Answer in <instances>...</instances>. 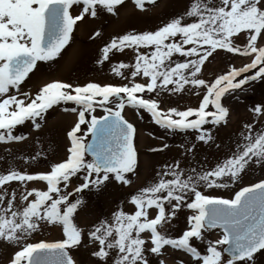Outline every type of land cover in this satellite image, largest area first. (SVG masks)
<instances>
[{"label":"snow or ice","instance_id":"6c2138e0","mask_svg":"<svg viewBox=\"0 0 264 264\" xmlns=\"http://www.w3.org/2000/svg\"><path fill=\"white\" fill-rule=\"evenodd\" d=\"M133 3L141 11L159 7L157 0ZM121 6H127L125 0H0V144L27 141L29 134L18 129L26 124L40 135L55 106L77 115L66 133V158L46 173L28 170L42 151L31 157L7 153L12 162L23 161L0 169V245L12 249L8 264H165L161 257L169 248L190 258L179 264H264V176L233 198L210 191L264 171V103L250 109L254 120L236 134L234 148L217 135L230 117L222 101L264 84V0H191L186 11L155 30L111 37L99 48L96 65L103 71L107 63L118 86L54 81L35 94L22 87L39 62L63 59L78 21L116 16ZM92 38L103 34L96 31ZM117 54L130 60L113 62ZM227 54L249 62L207 79L206 64ZM191 95L200 98L198 107H181ZM171 98L176 107L167 106ZM126 108L150 114L167 136L182 135L176 147L183 153L130 195L131 213L120 205L110 217L81 228L76 217L86 190L99 194L110 185L130 186L139 174L137 129L122 114ZM199 147L229 155L197 160ZM169 148L164 143L151 151ZM74 178L80 183L73 187ZM34 181L44 182L45 190H29ZM184 210H190L187 229L177 238L174 225ZM48 228H59L62 238L35 239ZM215 230L220 238L213 241L209 234ZM81 249L94 259L76 258L73 253Z\"/></svg>","mask_w":264,"mask_h":264},{"label":"rangeland","instance_id":"374dc122","mask_svg":"<svg viewBox=\"0 0 264 264\" xmlns=\"http://www.w3.org/2000/svg\"><path fill=\"white\" fill-rule=\"evenodd\" d=\"M191 0H157L159 7L146 5L145 10L138 9L133 0H125L126 7L121 6L118 15L112 16L105 14L99 18H88L86 22L78 21L73 32V39L70 45L62 52L63 59L57 58L56 61L49 63L39 62L38 70L30 74V79L26 80L22 87L35 94L44 84L54 81L73 82L83 84L85 82H97L102 86L121 84L119 78H114L110 71V66L104 67L100 71L96 65V59L99 54V48L111 37L126 34L128 32H141L155 30L165 20L174 15L182 14L188 8ZM96 31H101L103 39H93ZM128 51V50H126ZM211 60V58H209ZM130 57L123 54H117L113 62L129 61ZM249 62L248 58L238 55L227 54L218 58L211 65L206 64L205 77L213 79L214 76L226 74L231 67L239 68ZM247 91L238 90L236 93L227 96L222 102L230 109L229 123L225 127H221L218 132V140L227 148H234L236 134L242 129L246 123L254 120V114L250 111L257 104L264 103V84L257 83L252 86H246ZM138 96L141 94H137ZM200 98L195 95L187 96L180 106L198 107ZM73 105H68L71 107ZM168 107H176L177 101L171 98ZM103 114L97 110L96 115ZM125 118L137 129L134 144L138 150V176H133V185L122 187L118 184L110 185L106 190L97 194L95 192H87L83 194L86 201L81 207L76 217V223L79 227L88 229L101 218L110 217L112 212L120 205H124L125 210L132 212V206L128 203L130 195L134 194L140 188L151 182L155 176L156 170L166 162H171L179 158L183 149L177 148V144L184 142L182 135L167 136L163 130L151 123L150 114L141 111L138 115L135 109L126 108L122 113ZM143 119H140V116ZM194 118V117H193ZM192 119V118H190ZM77 120L75 113L64 112L61 106H55L46 114V124L42 127L40 135L31 133L30 127L26 124L18 126L19 132L29 134L27 141L13 143L10 145L0 144V157L6 159L0 161V169H5L12 163V166L20 167L23 161L17 159L12 162L7 156L10 150L14 156L31 157L37 151H42L44 155L38 163H33L29 168L30 173H46L50 165L56 162H62L66 158V146L70 141L66 137L67 131L74 126ZM259 127V125H257ZM191 135V134H189ZM159 137L160 139H154ZM164 143L171 145V148L163 152H153L152 148H160ZM229 155L227 150H216L199 147L197 150V160L203 161L205 157L208 162H215L222 157ZM264 176V171L259 169L248 172L244 176L240 184L228 189H215L213 195L222 198H233L235 191L241 187L250 186L252 183L258 182ZM17 182H13L15 185ZM80 183L75 180L73 187ZM36 187L39 190H45L44 182H29V190ZM190 210H184L180 213L177 223L174 225V234L178 238L183 230L187 229V216ZM219 230H215L209 234V238L213 241L220 238ZM36 240H44L47 242H55L62 238L59 228H48L42 233L34 234ZM11 248L0 245V264H4L9 260ZM76 258L83 260L94 259L89 254V249H81L79 253H73ZM165 260V264H179L180 260L188 262L190 258L170 248L166 250L165 255L161 257ZM173 259V263L168 260ZM6 262V263H7ZM5 263V264H6Z\"/></svg>","mask_w":264,"mask_h":264},{"label":"bare ground","instance_id":"6f19581e","mask_svg":"<svg viewBox=\"0 0 264 264\" xmlns=\"http://www.w3.org/2000/svg\"><path fill=\"white\" fill-rule=\"evenodd\" d=\"M11 255H12V252H11L10 255H9V259H10V256H11ZM9 259H8V260H9ZM172 261H173V259L168 260V262H170V263H171ZM6 262H7V261H6ZM6 262H5V263H6ZM173 262H174V261H173ZM173 262H172V263H173ZM5 263H4V264H5Z\"/></svg>","mask_w":264,"mask_h":264}]
</instances>
